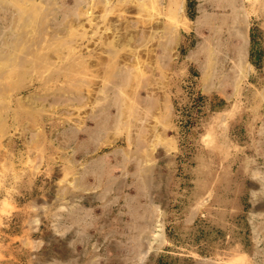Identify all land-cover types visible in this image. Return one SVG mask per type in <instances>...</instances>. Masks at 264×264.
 I'll list each match as a JSON object with an SVG mask.
<instances>
[{"label": "rangeland", "instance_id": "rangeland-1", "mask_svg": "<svg viewBox=\"0 0 264 264\" xmlns=\"http://www.w3.org/2000/svg\"><path fill=\"white\" fill-rule=\"evenodd\" d=\"M0 264H264V0H0Z\"/></svg>", "mask_w": 264, "mask_h": 264}, {"label": "crops", "instance_id": "crops-1", "mask_svg": "<svg viewBox=\"0 0 264 264\" xmlns=\"http://www.w3.org/2000/svg\"><path fill=\"white\" fill-rule=\"evenodd\" d=\"M100 61L102 64L108 63L106 57H102ZM116 61L118 62V59ZM106 68L102 67L103 77H99V86L94 88L87 98V120L92 122L93 135L97 138H94L95 143L102 142L103 138L110 133V129L134 127V123L144 127L142 134L147 136L151 128L158 125L159 112H166L167 115L162 116V120L164 118L166 121L169 120V112L173 111V104L168 101L166 104H161L157 98L152 97H146L138 105L128 102L123 91L117 87L118 80L114 81V87L106 84ZM117 76L118 74L112 75V77Z\"/></svg>", "mask_w": 264, "mask_h": 264}, {"label": "bare ground", "instance_id": "bare-ground-1", "mask_svg": "<svg viewBox=\"0 0 264 264\" xmlns=\"http://www.w3.org/2000/svg\"><path fill=\"white\" fill-rule=\"evenodd\" d=\"M234 1V0H233ZM236 1V0H235Z\"/></svg>", "mask_w": 264, "mask_h": 264}]
</instances>
